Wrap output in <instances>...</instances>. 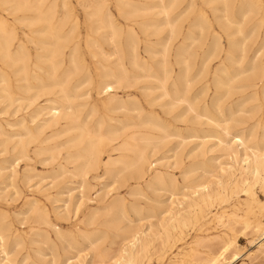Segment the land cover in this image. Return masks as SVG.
Listing matches in <instances>:
<instances>
[{"label":"bare ground","instance_id":"1","mask_svg":"<svg viewBox=\"0 0 264 264\" xmlns=\"http://www.w3.org/2000/svg\"><path fill=\"white\" fill-rule=\"evenodd\" d=\"M184 1L146 0L143 4L135 5L131 0H117L120 15L125 20L135 21L136 17L149 16L155 10V15L159 16L158 19L137 22L144 33L149 32L151 28H154L153 34L166 33L165 38L159 43L161 49H150L152 54L150 60L143 61L140 57L142 54L139 53L136 28L129 25L125 29L118 24L107 8V0H79L84 8L92 10L90 15L95 19L83 41L80 40L79 21L73 18V13L65 0H0V105L7 103L5 109L12 106H17L19 109L27 103V108H32L31 112L22 116L16 123L18 125L16 131L2 130L0 124V136H6L2 141L5 150L12 145V150L19 158L31 159L30 153L33 152L36 156H46L42 158V161L49 163L56 161L62 155V151H65V156H62V162L58 165L63 175L70 172L84 178L89 171L104 168L106 173L113 176L130 172L137 175L138 179L143 178L144 166L150 160V149L156 148L158 143L169 136L167 129L171 124L168 122L164 125V120L157 116H150L138 122L141 120L143 108L132 93L137 82L141 79H151L154 82L155 85L150 89L159 91L157 98L160 101L165 100L160 106L167 114H171L175 108H180L182 111L179 118H181L186 112L196 110V104L187 96L191 64L188 63V50L184 44L176 50L174 62L171 60L173 44L184 33L182 24L185 19V12L175 16L174 13L184 4ZM191 1L188 6L193 5ZM232 1L207 0V3H220L222 8L215 10H222L225 20L232 24L235 22L229 18ZM245 4L250 7L248 11L253 13H257V9L260 8L264 10L259 0H246ZM245 9L241 5L240 13L247 18L248 11ZM184 10L187 11L186 7ZM206 26L201 18L194 23V27L200 30L201 37ZM238 34H242L240 28ZM242 39L240 42L230 41V51L226 53L222 65L214 75L215 88L225 86L227 83L222 81L223 75L230 74L226 63L234 66L233 74L228 78L229 82H239L237 89L252 91L249 94L246 93L248 96L240 101L242 103L239 107L246 102H254L256 105L250 112L253 111L256 114L264 107V67L261 68L259 64L264 46L255 53H250L248 46L250 38ZM193 41L196 42L199 39L195 38ZM212 41L214 42V50H211L213 54L218 50L219 42L217 38ZM84 47L93 59L91 63L85 57ZM233 51H238V54L235 55ZM211 53L209 52L208 56H211ZM157 55L161 58L154 61L153 58ZM176 66L179 68L178 71ZM137 71L142 74H137ZM90 85H93L98 96L95 103L89 100L90 92L86 88ZM120 91L124 92V95L119 94ZM204 94L206 95L207 91H204ZM44 96L47 97V104L39 105L37 101ZM224 97L223 93L215 92L210 102L204 101L202 112L197 113V116L198 119L205 118L208 126H213L215 129L221 127L224 136L217 137L218 142L225 144L226 154L234 165L228 169L221 168V172L225 175L219 178L215 176L214 180L187 186V193H183L182 198H177V205L168 210L160 232L153 234L149 227L148 230L138 229L124 234L120 238L121 246L114 260L115 264H142L150 248L157 250V242L160 250L171 246L182 239V233L190 227L192 220L199 217L205 218L202 226H210L213 222L233 232L240 225V233L243 235H246L250 229L259 233L260 240L251 242L258 244L257 252L264 264V223L261 219L251 220L247 217L252 203L256 205L259 212H264V202L261 198V200L257 198L255 192L257 187L264 191V141H261V144L257 141L254 145H250L249 140L241 132L238 131L240 134L232 135L228 125L222 126L225 123V120L221 121V117L225 115ZM100 110H103L104 114L96 119ZM138 128L149 130L140 135ZM258 129L263 131L264 136V116L263 119L257 118L256 122L254 121L251 132L248 131L249 137L255 139ZM153 131L161 134L156 135L152 133ZM209 137L212 138L213 135L204 136V138ZM105 143L110 146V153L106 160L103 158L102 149ZM241 151L243 155L240 157ZM112 153L115 156H112ZM69 165L74 167L70 169ZM14 166L15 162L9 165V167ZM209 167L210 165L205 164L206 171ZM6 169L7 167L0 166L1 173ZM14 175L13 170L7 178L11 179ZM154 183L161 187L167 185L166 179L160 172L154 174L147 186H152ZM239 191H243L251 202L243 208L242 214H240L241 209L234 207L231 211L224 209L216 213L214 218H207L206 211L215 202H223L227 193ZM1 195L0 193V199ZM42 208H44V214H47L46 208ZM103 210L110 214H121L120 219L124 216V205L121 200L113 201ZM98 215L97 211L90 214L88 223L95 224ZM102 224L111 226L117 223L109 220ZM6 239L7 235L0 228V255L3 257L0 264H14L13 259L10 258L11 253L8 251ZM208 241H217L215 248H210L204 257L199 256L196 250L192 249L191 256L195 261L194 264H223L226 261L231 263L240 258L241 250L237 237H231L229 234L223 236L213 234L198 239L195 243L197 246ZM15 243L19 245L20 241L15 239ZM88 247L94 250V258L99 264L105 263L107 253L103 251V248L100 250L93 247V244ZM77 264L92 263L83 260ZM169 264L178 263L171 261Z\"/></svg>","mask_w":264,"mask_h":264},{"label":"rangeland","instance_id":"2","mask_svg":"<svg viewBox=\"0 0 264 264\" xmlns=\"http://www.w3.org/2000/svg\"><path fill=\"white\" fill-rule=\"evenodd\" d=\"M65 1L73 13V18L79 21L80 40L83 41L88 29L95 22V19L90 15L92 10L84 8L79 0ZM131 1L135 5L146 2V0ZM189 1L185 0L184 4L174 13L175 16L180 12H185V19L182 24L184 33L173 44L171 49L173 56H171V60L174 62L176 50H178L181 44H184L188 50V63L191 64L189 65V89L187 96L190 101L196 104V110L194 112H186L181 118H179L182 111L180 108H175L171 114H167L164 108H161L165 100L160 101L157 98L159 91L150 89V87L155 85L154 82L151 79H141L137 82V86L133 88L132 93L136 97L140 107L143 108L141 110V120H138V122L150 116H157L164 120V125L168 122L171 124L167 129L170 137L168 136L164 141L158 143L156 148L150 149V160L144 166L143 178L138 179L137 175L130 172H126L120 176H113L106 173L104 168L89 171L84 178L73 175L70 172L63 175L58 165L62 162V156H65V151H62V155L52 163L42 161V158H46V156H36L33 152L30 153L31 159L19 158L16 152L12 150V145H9L7 150H5L2 141L6 136H0V166L7 167L5 172H0V193L2 194L0 199V228L7 235L6 243L8 251L11 253L10 258L13 259L14 264H77L83 260L87 261V263L99 264L98 260L94 258V250L88 247L90 244H93V247L100 250L103 248V251L107 253L106 261L103 264H115L114 260L121 246L120 238L124 234H129L138 229L148 230L147 228L149 227H151L153 234L160 232L161 225L165 222V218L168 215V210L170 207L177 205V198L180 199L183 193H187V186L198 182L214 180L216 179L215 176L219 178L221 175H225L224 172H221V168L228 169L231 165H234L226 154L225 144H219L218 142L217 137L223 138L224 136L221 127L215 129L213 126H208L205 123V118L199 117L198 119L197 116V113L200 114L202 112L204 101L210 102L215 92L223 93L225 96V115L221 117V121L225 120V123L222 126L228 125L232 135L241 132L249 140L250 145H254L257 141L259 143L264 141L261 129H258L255 139L249 137V132H251L254 121L256 122L257 118L263 119L264 107L256 114L253 111L250 112L256 105L254 102H246L243 106L239 107L242 103L240 101L247 98L248 94L252 91L250 89H237L236 86L239 85V82H229L228 78L233 74L232 70L234 66L226 63L230 74L229 76L223 75L222 81L225 83L229 82L228 85L226 83L225 86L215 88L214 81L216 70L222 65L226 53L230 51L231 40L240 42L243 40L242 38L249 37L248 46L250 53H255L264 46L263 8L257 9V13H253L248 11L250 7L248 4H245L246 0L245 2L244 0H233L229 18L235 22L231 24L223 17L222 10H215L216 8H222L220 3H207V0H192L193 5L188 6ZM259 2L261 7H264V0H259ZM106 4L118 24L124 26L125 29L129 25H133L136 28L139 40V53L142 54L140 57L143 61H149L152 56L149 50L152 48L160 50L161 45L159 43L165 38L166 33L153 34L154 28L144 33L137 22L146 19H158L159 16L155 15L156 10L149 16H139L134 19L135 21H132L125 20L120 15L117 0H107ZM239 5L240 7L242 5L243 9L246 8L245 10L248 11L247 18L243 15L241 16ZM185 7L186 10L189 7L190 9L185 11ZM198 18L203 19L207 25L203 37H201L200 30L194 27V23ZM239 24L242 25L239 26ZM239 28L242 30V34H238ZM186 37L190 38L186 39ZM195 38L199 39V41L194 42ZM215 38L219 42V48L213 52V55L211 53L214 50V42L212 40H215ZM83 49L86 53L85 57L87 61L91 63L93 59L90 57L87 49L85 47ZM209 52L211 56H208ZM237 52L233 51L235 55L238 54ZM160 58L161 56L157 55L153 60L158 61ZM202 63H205V65ZM259 64L261 68L264 67V49L259 58ZM176 69L177 71L179 70L178 66H176ZM137 74L141 75L142 73L137 71ZM86 89L90 92V102H97L98 96L93 85H90ZM204 91H207L206 95ZM119 94L124 95V92L120 91ZM46 98L45 96L40 98L37 103L39 105L47 104ZM26 104L22 105L19 109L17 106L5 109L7 103L0 105V124L2 130L7 132L17 130L18 125L16 123L22 116L27 115L32 110L31 107L27 108ZM103 114L104 111L100 110L95 118L99 119ZM137 130L142 135L149 129L138 128ZM152 133L156 135L161 134L158 131H153ZM205 135H213V137L204 138ZM187 137L190 138L188 139ZM202 140H204V143H202ZM161 146L165 147L162 148ZM102 149L103 158L106 160L108 158L107 155L110 153V146L105 143ZM241 155H243L242 151L239 156L241 157ZM112 156H115V154L112 153ZM171 156H173L172 159ZM13 162H15V166L9 167L10 163ZM174 162L176 163L174 164ZM205 164L210 165L209 171L205 170ZM73 167L74 165H69L70 169ZM13 170L15 171V175L11 179L7 178ZM156 172L162 173L167 181L166 186L161 187L156 183L152 186H147V183L152 180ZM79 182H82V185ZM255 192L257 198L259 200L262 199L261 201L264 202V191L260 187H257ZM115 200H121L124 205V216L121 219L119 218L121 214H110L106 210H103L105 206ZM248 202L250 201L243 191L227 193L225 201L215 202L210 209H207V218H214L216 213H220L224 209L231 211L234 207L241 209L240 214H242L243 208H245ZM42 207L46 208L47 214H44V208ZM36 209L37 211H35ZM96 211L99 213L96 223L89 224L90 214L92 215ZM247 217L251 220L261 219L264 223V212H259L253 203ZM109 220H114L117 224H113L115 226L102 224ZM204 220L205 218H194L190 227L182 233V239L166 247L164 250L159 249V243L157 242V250L153 247L150 248L146 257L143 258L142 264H169L171 261H177L178 264H194L195 261L192 260L193 257L191 256L192 249L196 250L199 256L204 257L210 248H215V244L217 243V241H208L196 246V240L213 234L219 236L229 234L231 237H237L240 245V258L231 263L226 261L223 264H262V259L257 252L258 244L256 243L260 240L259 233L253 232L250 229L246 235H243L240 233V225L233 232L225 230L224 227L217 226L213 222L210 226H202ZM15 239L20 241L19 245H16ZM253 240L257 241L251 242ZM15 247L16 249H14ZM2 258L0 255V261Z\"/></svg>","mask_w":264,"mask_h":264}]
</instances>
